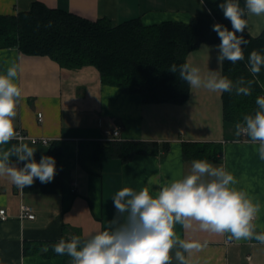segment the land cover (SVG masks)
I'll list each match as a JSON object with an SVG mask.
<instances>
[{
    "label": "crops",
    "instance_id": "1",
    "mask_svg": "<svg viewBox=\"0 0 264 264\" xmlns=\"http://www.w3.org/2000/svg\"><path fill=\"white\" fill-rule=\"evenodd\" d=\"M34 2L91 21L108 19L114 25L134 18L147 26L190 23L209 15L204 0H0V16L26 12ZM247 21L251 36L264 32V16L247 15ZM217 45L189 53L188 62L202 74L222 75ZM12 64L18 67L16 82L22 88L16 134L52 140L49 144L23 140L36 149L37 162L48 156L55 142L62 155L51 182L34 179L21 190L0 177V207L8 215L0 220V264H71L54 253L52 244L107 230L117 216L112 198L118 191L148 187L155 195L160 186L189 174L194 160H207L234 175L235 187L260 204L253 223L257 233L264 232V161L259 159L258 144L237 136V123L224 121L223 93L191 88L185 103H147L139 93L104 84L93 66L68 69L50 56L27 55L14 47L0 49V74ZM115 128L120 129L117 141L156 142L158 153L139 154L129 162L81 159L83 143L102 142L106 132ZM201 144H210L217 155L194 158L191 152ZM11 162L21 168L25 163ZM22 206L31 207L35 219L22 218ZM175 231L181 239L206 242L191 256L192 264H264V244L255 239L228 241L227 234L200 231L195 223L189 229L176 224ZM172 264H177L175 259Z\"/></svg>",
    "mask_w": 264,
    "mask_h": 264
},
{
    "label": "clouds",
    "instance_id": "2",
    "mask_svg": "<svg viewBox=\"0 0 264 264\" xmlns=\"http://www.w3.org/2000/svg\"><path fill=\"white\" fill-rule=\"evenodd\" d=\"M218 7L231 23L232 30L215 23L213 31L220 44L218 63L225 60L235 64L244 59L243 46L249 41L243 35L248 27L247 15L264 16V0H224ZM211 14V10H209ZM48 26H51L49 21ZM264 67V55L253 50L248 58V71L256 77ZM169 70L178 73L181 80L193 89H205L214 93L233 92L237 95L252 94L253 80L243 76L235 82L216 71L202 74L201 69L190 62L179 66L172 64ZM18 67L12 64L6 74H0V177H6L18 189L31 186L34 179L48 183L56 174V161L51 156L34 158L36 149L21 141L4 149L16 139L15 117L22 97V88L16 82ZM254 115H245L236 124V135L249 138L258 144L259 159L264 161V96L255 101ZM25 162L17 167L11 162ZM152 183L151 180L148 182ZM237 180L224 167H214L207 160H194L190 173L173 178L159 187L155 195L148 187L139 191L125 187L113 199L117 216L107 230L90 234L86 238L72 236L61 239L52 250L60 256H68L71 264H192L191 256L206 247V242L181 239L175 225L185 229L198 225L200 231L227 234L228 241L251 240L264 244V232L255 231L260 204L254 203L248 194L235 187Z\"/></svg>",
    "mask_w": 264,
    "mask_h": 264
},
{
    "label": "trees",
    "instance_id": "3",
    "mask_svg": "<svg viewBox=\"0 0 264 264\" xmlns=\"http://www.w3.org/2000/svg\"><path fill=\"white\" fill-rule=\"evenodd\" d=\"M204 2L211 10L208 16L195 17L190 23L166 21L150 26L145 25L141 18L117 25L108 19L91 21L34 2L26 12L0 16V49L14 47L27 55L50 56L68 69L93 66L104 84L139 93L144 102L182 104L189 100L191 87L180 79L178 73L171 72L170 66L188 62L189 53L203 45H219L220 38L212 27L215 23L232 30L230 21L218 7L224 0ZM239 3L244 6V0H239ZM237 35H243L249 41L246 46L242 45L244 59L235 64L227 60L222 62V75L234 82L241 76L254 82L249 96L237 95L235 90L223 92V118L231 123H242L245 115H254L258 108L256 98L264 96V67L256 77L248 71L250 53L256 50L264 55V32L253 37L245 29ZM18 143L12 140L2 147L7 149ZM210 148V144H201L191 155L203 158L215 153L216 156L218 152ZM158 150L156 142H85L81 159L119 158L129 162L136 155L155 154ZM47 155L55 161L60 160L62 152L58 143H53ZM12 160L16 158L12 157ZM62 257L65 262L70 261L68 256Z\"/></svg>",
    "mask_w": 264,
    "mask_h": 264
},
{
    "label": "built area",
    "instance_id": "4",
    "mask_svg": "<svg viewBox=\"0 0 264 264\" xmlns=\"http://www.w3.org/2000/svg\"><path fill=\"white\" fill-rule=\"evenodd\" d=\"M39 121L43 120L42 113H38ZM120 137V129H113L106 132V137L103 141H117ZM25 139L30 140L34 144H49L52 140L46 137H33L25 135L24 133L20 132L18 133L16 140L18 142H21ZM22 218H28V219H35V213L33 209L29 206H22ZM7 210L3 207H0V220L5 221L7 219Z\"/></svg>",
    "mask_w": 264,
    "mask_h": 264
}]
</instances>
